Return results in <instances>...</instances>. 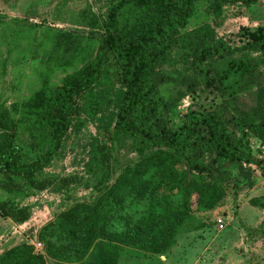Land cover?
<instances>
[{
    "label": "trees",
    "instance_id": "16d2710c",
    "mask_svg": "<svg viewBox=\"0 0 264 264\" xmlns=\"http://www.w3.org/2000/svg\"><path fill=\"white\" fill-rule=\"evenodd\" d=\"M195 1L113 0L105 17L80 14L79 26L102 32L93 52L82 46L80 37L63 38L55 66L73 70L59 86L41 87L10 109L0 104V190L42 192L52 186V180L36 176L59 157L67 134L86 122L96 124L99 138L92 140L86 167L101 172L102 184L112 174L113 156L127 148L140 160L155 150L172 151L197 176L229 174L234 186L249 187L250 174L243 165L256 162L249 140L264 146V28L241 29L228 39L219 38L209 25L180 34ZM259 1L264 0H216L244 7ZM126 15L128 25L119 27ZM205 94L211 99L201 104ZM185 97L190 105L172 126L170 116ZM20 108L21 115L14 118ZM23 134L25 147L19 143ZM72 181L58 183L67 187ZM119 186L94 207L77 204L45 226L39 237L46 249L61 234L75 242L81 228L104 208L107 215L111 209L112 217L119 207ZM0 216L23 224L30 211L4 201ZM30 249L21 245L8 250L0 255V264H42Z\"/></svg>",
    "mask_w": 264,
    "mask_h": 264
},
{
    "label": "rangeland",
    "instance_id": "374dc122",
    "mask_svg": "<svg viewBox=\"0 0 264 264\" xmlns=\"http://www.w3.org/2000/svg\"><path fill=\"white\" fill-rule=\"evenodd\" d=\"M112 1L0 0L5 19L0 22V104L10 109L41 87L59 86L73 70L55 66L62 39L80 37L82 46L93 52L102 32L79 26V16L88 12L105 17ZM128 18L124 16L119 27L127 26ZM203 25L225 39L241 29L264 28V1L244 7L196 0L180 34ZM182 48L188 52L186 45ZM210 99L205 94L200 103ZM176 112L170 116L172 126L181 121ZM21 113L22 108L13 117ZM94 138L97 127L90 122L67 134L59 157L36 176L54 182L46 190H0V202L28 206L30 211L23 224L0 216V255L25 245L42 264H264V153L256 144L250 146L256 162L243 165L250 174L249 187L234 186L229 174L197 176L172 151L155 150L140 160L127 148L113 156L112 174L102 184L101 172L86 167ZM26 139V134L19 138L24 147ZM65 178L73 181L61 187L58 181ZM116 184L121 185L116 188L119 207L112 217L111 209L107 215L104 208L81 228L75 242L61 234L46 249L39 237L45 226L77 204L94 207ZM109 205L114 208L115 202ZM35 243L41 244L39 250Z\"/></svg>",
    "mask_w": 264,
    "mask_h": 264
},
{
    "label": "built area",
    "instance_id": "2783aa9c",
    "mask_svg": "<svg viewBox=\"0 0 264 264\" xmlns=\"http://www.w3.org/2000/svg\"><path fill=\"white\" fill-rule=\"evenodd\" d=\"M190 105V100L188 97L183 98V100L181 101V103L179 104V106L177 107L178 113L180 116H182L183 114H185L186 110L188 109ZM250 146H252V144H256L257 148L260 149V151H262L264 153V146H262L260 143H258L256 140L254 139H250L249 140ZM253 144V145H254ZM245 166V165H244ZM249 166V165H247ZM33 243V242H32ZM34 248L36 250H39L41 248V244L40 243H35L33 244Z\"/></svg>",
    "mask_w": 264,
    "mask_h": 264
}]
</instances>
